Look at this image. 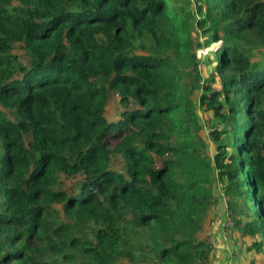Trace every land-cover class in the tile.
<instances>
[{
  "label": "trees",
  "instance_id": "trees-1",
  "mask_svg": "<svg viewBox=\"0 0 264 264\" xmlns=\"http://www.w3.org/2000/svg\"><path fill=\"white\" fill-rule=\"evenodd\" d=\"M218 182L264 264V0H0V264H210Z\"/></svg>",
  "mask_w": 264,
  "mask_h": 264
},
{
  "label": "crops",
  "instance_id": "crops-1",
  "mask_svg": "<svg viewBox=\"0 0 264 264\" xmlns=\"http://www.w3.org/2000/svg\"><path fill=\"white\" fill-rule=\"evenodd\" d=\"M208 224L205 227L203 236L206 239H214L217 243V248L211 254L210 264H226L228 259V251L226 246L232 248L234 251L233 264H249L250 254L244 252L243 249H240V236L237 228H234L229 232V238L227 241L222 239V209L221 206L217 203L209 212ZM238 237V240H237ZM240 253H239V249ZM242 251V255H241Z\"/></svg>",
  "mask_w": 264,
  "mask_h": 264
},
{
  "label": "built area",
  "instance_id": "built-area-1",
  "mask_svg": "<svg viewBox=\"0 0 264 264\" xmlns=\"http://www.w3.org/2000/svg\"><path fill=\"white\" fill-rule=\"evenodd\" d=\"M215 193L217 198V203L221 206L222 209V239L224 241H227L229 238V232L235 228V220L231 216L229 211V201L227 198V195L225 194V191L223 190L220 183H215ZM211 253L215 251L217 248V243L214 239H207ZM226 249L228 251V259L226 264H233V258H234V251L232 248H229L226 246Z\"/></svg>",
  "mask_w": 264,
  "mask_h": 264
},
{
  "label": "rangeland",
  "instance_id": "rangeland-1",
  "mask_svg": "<svg viewBox=\"0 0 264 264\" xmlns=\"http://www.w3.org/2000/svg\"><path fill=\"white\" fill-rule=\"evenodd\" d=\"M219 43H218V45L216 44V43H213L209 48H207V49H204V50H197L196 51V53H197V57L198 58H202V57H205V56H207V55H209V54H211V53H213V51L214 50H216V49H218V47H219ZM207 69H209V67H207V66H205L204 65V67H203V64L201 65V73H202V75H204L206 72H207ZM210 144H209V147L211 148L212 147V143L211 142H209ZM237 240H238V237H237ZM239 246V245H238ZM238 249H239V247H238ZM241 249V248H240ZM240 249H239V253H240ZM241 255H242V251H241Z\"/></svg>",
  "mask_w": 264,
  "mask_h": 264
}]
</instances>
